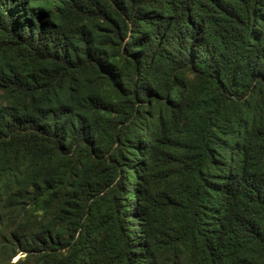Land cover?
Instances as JSON below:
<instances>
[{
	"label": "trees",
	"instance_id": "trees-1",
	"mask_svg": "<svg viewBox=\"0 0 264 264\" xmlns=\"http://www.w3.org/2000/svg\"><path fill=\"white\" fill-rule=\"evenodd\" d=\"M0 264H264V0H0Z\"/></svg>",
	"mask_w": 264,
	"mask_h": 264
},
{
	"label": "rangeland",
	"instance_id": "rangeland-1",
	"mask_svg": "<svg viewBox=\"0 0 264 264\" xmlns=\"http://www.w3.org/2000/svg\"><path fill=\"white\" fill-rule=\"evenodd\" d=\"M17 257V255H15L12 259H15Z\"/></svg>",
	"mask_w": 264,
	"mask_h": 264
}]
</instances>
